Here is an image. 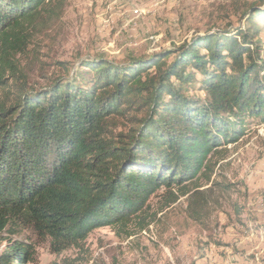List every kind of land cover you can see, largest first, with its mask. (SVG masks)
Segmentation results:
<instances>
[{
    "label": "trees",
    "instance_id": "1",
    "mask_svg": "<svg viewBox=\"0 0 264 264\" xmlns=\"http://www.w3.org/2000/svg\"><path fill=\"white\" fill-rule=\"evenodd\" d=\"M64 4L0 0L2 85L11 55ZM247 14L243 29L123 63L85 59L69 78L0 104V264H35L31 246L3 235L18 226L60 252L97 227L129 226L162 187L176 202L249 119L264 122V9ZM195 82L204 95H188Z\"/></svg>",
    "mask_w": 264,
    "mask_h": 264
},
{
    "label": "rangeland",
    "instance_id": "2",
    "mask_svg": "<svg viewBox=\"0 0 264 264\" xmlns=\"http://www.w3.org/2000/svg\"><path fill=\"white\" fill-rule=\"evenodd\" d=\"M63 1L57 15L39 19L25 49L11 55L14 70L6 68L0 104L69 78L85 59L123 63L195 35L243 29L249 11L264 9V0ZM198 86H187L188 95H204ZM219 148L213 171L189 183V193L169 203L160 188L129 226L97 227L81 245L60 252L23 225L3 235L31 246L35 264H264V122L249 119L238 141Z\"/></svg>",
    "mask_w": 264,
    "mask_h": 264
}]
</instances>
